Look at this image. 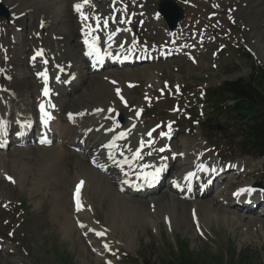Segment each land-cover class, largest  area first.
<instances>
[{"label": "bare ground", "instance_id": "6f19581e", "mask_svg": "<svg viewBox=\"0 0 264 264\" xmlns=\"http://www.w3.org/2000/svg\"><path fill=\"white\" fill-rule=\"evenodd\" d=\"M237 2L243 4L245 10L242 11L247 18L254 9L253 5L257 4L261 8L256 13L258 21H264V0ZM0 3L13 16L18 40L15 54L8 59L6 66L7 82L0 81V146L2 140L7 148L16 147L20 159L32 154L45 157L40 166V176L43 181H52L56 188L60 185L63 190L65 204L60 214L66 237L93 233L91 245L95 254L103 258L106 253L103 232L107 230L92 220L96 207L103 208L109 215L110 230L126 232L128 239L125 247L134 246L140 232L147 228L148 219L154 223L180 219L185 229H189L193 213L200 225H205L211 221L212 214L219 211L231 215L227 219L238 220L242 226L245 220V225L250 228L264 225L258 217L232 214L220 207L230 201L226 197L231 191L229 188L235 193L239 191V195L236 194L237 203L235 200L239 210L255 211L254 204L263 207V198L258 195L251 199L252 205L245 203L250 201L246 193L255 195L259 191L256 186L249 184L244 188L240 187L242 185L235 188L237 182L228 183L223 199L206 200L216 184L213 183L207 190L209 182L203 179H214L215 168L207 155L197 151L202 148L198 139L189 142L172 140V152H161L166 141L164 137H157L156 133L151 137L143 136L137 125L120 128L115 120L124 104L122 99L127 82L133 83L136 78L145 75L151 83L158 79L155 67L156 71L148 68L136 71L132 68L138 62L155 65L164 57L165 61H173L175 57L186 56L184 51L141 50L135 43L125 42L124 28L118 16L113 26L111 23L112 16L117 12L114 4L122 8V0H87V3L85 0H0ZM77 4L82 5L79 12L75 8ZM157 18L162 19L160 15ZM32 19L41 21L42 33L47 34L48 39H52L51 45H57L59 49L51 53L56 56L49 63L43 56V44L36 46L34 40L21 39L25 21ZM105 22L109 25L104 26ZM131 28L136 29L133 24ZM158 49L161 47L158 46ZM31 50L28 57L24 56ZM48 76H51L50 80ZM46 90L48 95L44 96ZM138 117L139 113L135 114L132 122L135 123ZM20 123H27L28 129L36 136L32 137L31 133L20 139L23 133ZM44 123L49 126L48 130ZM13 129L15 133H12ZM5 136L12 140V144ZM47 136L52 146L48 143L40 145L39 141L46 140ZM193 140H198V145L190 143ZM179 142L177 148L174 143ZM194 144L197 146L193 147ZM4 152L0 148V165L5 163ZM31 161L36 162L37 159ZM168 173L172 174L167 181L168 191L174 194L171 199H168L169 194L160 193L163 185L167 188L164 178ZM226 179H231L230 173ZM154 183L159 185L158 190L142 191V187ZM78 188L81 190V203L77 206L74 192ZM244 189L250 191L242 192ZM134 190L137 194H133ZM262 195L264 197V193ZM136 196L138 198L133 199ZM147 196V200H140ZM80 223L81 227L77 229L75 226ZM97 233L102 235L97 238Z\"/></svg>", "mask_w": 264, "mask_h": 264}, {"label": "rangeland", "instance_id": "374dc122", "mask_svg": "<svg viewBox=\"0 0 264 264\" xmlns=\"http://www.w3.org/2000/svg\"><path fill=\"white\" fill-rule=\"evenodd\" d=\"M122 1V8L117 4H114V8L124 28L125 42L131 41L141 50L177 49L184 51L186 56L175 57L173 61H165L164 57L156 63L157 65L147 66L148 63H144L132 68L136 71L144 68L153 71L157 68L158 79L151 83L145 75L136 78V82L125 84L126 98H123L124 104L115 116L116 120L118 115L122 114L125 121L122 125L116 121L118 126L122 128L126 125H137L143 136L151 137L156 133L157 137H164L166 141L161 152H172V140L189 142L198 139L202 148L197 151L207 155L208 161L210 160L215 168L216 187L205 197L206 200L223 199L227 184L237 182L235 188L240 185H261L263 188H258L259 191L255 192V195L246 193V197L250 200L256 195L262 197L264 207V162L241 159L239 152L230 149L226 144L227 139L223 142L217 141L218 148L210 147L209 143L213 144L215 137L227 130L211 131L204 135L200 126V122L205 120L203 113L206 88L248 77L253 63L264 66V21L259 22L256 16L257 9L261 8L254 4V9L247 18L242 11L245 10L243 4L240 5L237 0H175L183 9L185 17L177 29L171 31L164 20L157 18L161 0ZM6 10L10 14L9 20L0 18V81L5 84L8 59H12L16 42L18 43L13 16L7 8ZM111 23L115 24L113 21ZM132 24L136 29L131 28ZM42 28L43 24L41 25L38 19L25 21L21 39L34 40L36 46L43 44L42 48L47 55L45 57L52 61L56 55L51 53H56L59 49L57 45H51L52 39L49 40L47 34L42 33ZM6 41L9 44L5 43ZM158 46L161 49H158ZM244 52L252 56L253 63L246 60ZM30 53L32 50L24 56L28 57ZM229 65L232 66L229 68ZM137 113L139 117L134 123L132 119ZM15 132L13 129L12 133ZM198 140L190 143L196 142L198 145ZM180 142L174 145L179 148ZM196 144L193 147L197 146ZM4 155L5 163L0 165V264H62L60 261L63 254L74 264H140L139 261H131L129 256L139 258L145 255L150 257L154 264H163V260L171 257L177 241L191 245L197 257L208 262L220 258L225 253L233 255L236 249L243 250L244 257L254 261L264 257V229L261 228L264 225L250 228L245 225V220L242 221V226L238 224V220H228L231 215L219 211L213 213L211 221L205 225H200L193 213V223L189 229H185L180 219H164L160 223L148 219L147 228L140 232L134 246L127 248L126 232L110 230L109 215L103 208L96 207L92 220L94 224L107 230H100L106 236V253L100 258L91 245L93 233L74 234L71 238L65 236L60 214L65 204L63 190L60 185L56 188L52 181H43L40 176V166L45 157L40 158L39 154H32L20 159L16 147L5 150ZM33 158L37 161H31ZM223 160L235 162L226 165V168L235 169L230 171L229 181L226 179L229 173H225L229 171L226 168L224 171L219 169ZM171 175L168 173L164 178L167 188L163 185L160 189V193L169 194L168 199L174 195L168 191L167 181ZM210 179H203L209 182L207 190L212 186ZM229 190L231 191L226 197L230 199L227 202L230 208L227 203L220 207L233 212L232 214L238 213L251 218L255 216L264 221V208L261 204L255 211L239 210L235 206V200L236 203L238 200L236 194L239 191L235 193L234 189ZM136 198L138 197L133 199ZM147 198L149 196L140 200ZM20 201L28 202L27 211L20 212ZM164 215L163 213L162 216ZM81 224H76L75 227L79 229ZM96 237H99V233Z\"/></svg>", "mask_w": 264, "mask_h": 264}, {"label": "trees", "instance_id": "16d2710c", "mask_svg": "<svg viewBox=\"0 0 264 264\" xmlns=\"http://www.w3.org/2000/svg\"><path fill=\"white\" fill-rule=\"evenodd\" d=\"M244 56L253 63L249 53L244 52ZM230 66L232 65L228 67ZM204 96L205 120L200 125L204 135L218 131L219 123L228 125L227 131L219 134V137L216 136V140L223 142L227 139L226 144L230 149L239 152L241 158L264 162V66L253 63L248 77L225 81L217 87H208ZM27 206V202L22 203L20 209H26ZM129 258L131 261H139L140 264H154L147 255ZM60 262L74 264L65 254ZM163 264H264V257L254 261L244 257L243 250L236 249L233 255L225 253L208 262L200 260L191 245L177 241L171 257L163 260Z\"/></svg>", "mask_w": 264, "mask_h": 264}, {"label": "water", "instance_id": "95a60500", "mask_svg": "<svg viewBox=\"0 0 264 264\" xmlns=\"http://www.w3.org/2000/svg\"><path fill=\"white\" fill-rule=\"evenodd\" d=\"M179 1H184V0H179ZM158 12L167 21L171 30H175L178 27L179 23L184 19V11L178 6L175 0H162L159 4ZM0 17H5L6 19L10 17V14L1 3H0ZM121 122H124L122 116H121ZM218 127H219L218 128L219 131H223L226 128L221 125H219Z\"/></svg>", "mask_w": 264, "mask_h": 264}, {"label": "snow or ice", "instance_id": "6c2138e0", "mask_svg": "<svg viewBox=\"0 0 264 264\" xmlns=\"http://www.w3.org/2000/svg\"><path fill=\"white\" fill-rule=\"evenodd\" d=\"M85 3H87V0H85ZM81 7H82V5H80V4H77L76 6H75V8H76V11H80V9H81ZM85 19H86V17H85ZM85 43L87 44L88 43V41L86 40L85 41ZM119 94V93H118ZM41 111H43V106H41ZM71 118V117H70ZM137 157H139V153H137ZM242 192L243 191H250V189H244V190H241ZM77 192H79V188L77 189ZM237 195H239V193H237ZM78 210H79V208H78ZM99 235H102V234H99Z\"/></svg>", "mask_w": 264, "mask_h": 264}]
</instances>
